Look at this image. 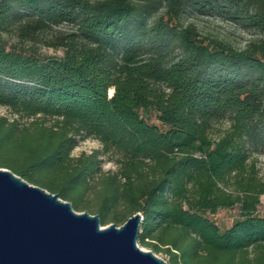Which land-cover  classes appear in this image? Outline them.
<instances>
[{"label": "trees", "instance_id": "16d2710c", "mask_svg": "<svg viewBox=\"0 0 264 264\" xmlns=\"http://www.w3.org/2000/svg\"><path fill=\"white\" fill-rule=\"evenodd\" d=\"M191 9L258 36H203ZM0 107V166L103 225L142 212L138 241L169 264H264V0H0ZM87 138L102 148L74 155Z\"/></svg>", "mask_w": 264, "mask_h": 264}, {"label": "water", "instance_id": "95a60500", "mask_svg": "<svg viewBox=\"0 0 264 264\" xmlns=\"http://www.w3.org/2000/svg\"><path fill=\"white\" fill-rule=\"evenodd\" d=\"M103 225L59 193L0 166V264H169L138 244L143 220Z\"/></svg>", "mask_w": 264, "mask_h": 264}, {"label": "rangeland", "instance_id": "374dc122", "mask_svg": "<svg viewBox=\"0 0 264 264\" xmlns=\"http://www.w3.org/2000/svg\"><path fill=\"white\" fill-rule=\"evenodd\" d=\"M185 21L193 22L194 24H196L203 36L225 38L238 47L246 46L249 41L258 36L256 30L252 29L251 27H246L237 19L233 18L228 11L222 9L213 11L211 13H201L191 9L185 16ZM60 28L70 29L72 28V25L66 23ZM42 51L49 55H62L64 52L61 48H56L49 45H43ZM111 90L112 89H110V93H112ZM0 113L13 117L12 112L5 107H0ZM144 115L150 122L156 123L162 128H165L160 119H158L157 113L155 111L144 112ZM228 127V120L219 121L215 123L212 129V134L214 136H219L224 133L228 129ZM98 148H102V144L98 139L87 138L79 142L77 147L73 150V154L79 155L82 152L90 153L94 149ZM101 158L103 169L109 170L116 168L114 162L108 160L107 157L102 156ZM252 159L256 160L257 167L259 169V175L264 178V150L253 151ZM259 212L264 215V195L262 196V202L259 205ZM210 216L215 219L221 225L222 228H226L229 227L233 223V221L239 216V208H222L217 213L210 214ZM138 244L144 250H152L149 246H145L139 241ZM155 253L166 259L164 253Z\"/></svg>", "mask_w": 264, "mask_h": 264}, {"label": "bare ground", "instance_id": "6f19581e", "mask_svg": "<svg viewBox=\"0 0 264 264\" xmlns=\"http://www.w3.org/2000/svg\"><path fill=\"white\" fill-rule=\"evenodd\" d=\"M111 91H112V93H113V89H112Z\"/></svg>", "mask_w": 264, "mask_h": 264}]
</instances>
